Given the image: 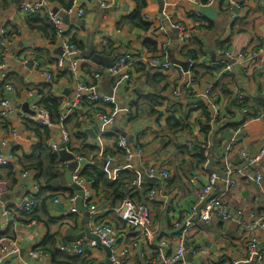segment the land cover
I'll return each mask as SVG.
<instances>
[{"label":"crops","instance_id":"crops-1","mask_svg":"<svg viewBox=\"0 0 264 264\" xmlns=\"http://www.w3.org/2000/svg\"><path fill=\"white\" fill-rule=\"evenodd\" d=\"M27 1L0 0V34L1 32L8 34V37L5 38L7 51L4 56L2 55L3 76L0 77V104L3 100H7L9 103L6 109L0 105V114L7 113L5 118L0 117V144L3 147L1 152L8 154L15 151L13 153L17 157L11 167L0 169V178L6 179L10 187V194L7 196L9 201L6 203L20 201L25 193L30 191L31 185L37 183L34 174L26 170L29 162L25 157L29 158L32 155L39 140L26 126L27 121L34 122V116L27 114L23 109L26 105V109L28 108L32 112L31 107L40 102V91L47 85L34 66V63H37L40 68L47 69L54 74V83L51 86L52 94L61 103L65 98L72 100L74 89L78 83H84L91 87L93 94L95 91L100 96L113 95V100L116 101L115 107L118 106L121 110V113L116 115L113 125L101 130L99 123L92 119L91 108L88 105H82L70 114L62 125V129L69 133V137L67 147L62 146V137H57L58 152L66 148L65 150L74 157L81 158L83 162L76 161L81 173L89 166L101 167L111 181H115L116 175L123 171L132 175L138 173L142 177L143 184L156 192L154 201L149 205L154 225L159 230L155 242L172 235L175 232L174 224L183 223L185 214L189 213L194 207L193 205L197 204L200 187L207 182L210 174L205 167L198 169L191 158L183 157L179 153V145H188L192 141L203 142L200 124L205 125V120L198 110L199 103L195 104L194 102L197 98H193L197 94L195 88L200 87L201 81H203V91L207 86H213L212 103L215 106H221L217 109L221 121L234 124L240 122L242 110L238 111L231 106V100L234 101L236 92L244 95L248 107L247 114L256 115V118L249 119L243 124V127H238L235 130L226 128L217 134L215 140L221 142L219 150L222 149L223 154L228 149L230 142L233 141L229 147L228 159L233 167L232 179L235 182V187L226 192L220 184L213 194L214 197H223L224 203L228 205L227 212L231 219L223 222L214 218L210 226L199 224L190 230L186 241L188 249L186 262L188 264H249L252 259L247 256V247L252 233L247 231L245 224L239 225L236 221L241 219L240 221L248 223L251 214L256 218L264 219V181L260 186H257L241 177V174L248 172V168L240 158V154L245 152L248 155H254L260 145L264 143V70L259 71L260 69H255L254 64L249 63L233 66L231 73L221 74V72L209 70H212L210 65L222 60L221 55L226 51L247 53L258 47L260 36L264 34V0H244V6L236 11L226 9V3L222 0H215L207 11L191 7L186 0H179L175 7L168 8L166 5H171L172 0H146V7L141 16L143 21L150 25L147 31L133 27L125 21L136 10L133 0H74L73 4L83 9L85 16L82 19L68 17L67 21L60 17L67 36L69 39L74 37L78 44L83 45L84 48L80 54L87 51V41L90 39L94 48L92 56L97 55L104 62V65L97 64L92 56L90 59H81L79 54L71 58L80 60L79 69L74 74L59 73L55 70V63L58 60L63 59L65 63H68L70 59L56 53L60 48V43L57 40L52 44L47 34L36 30L35 27L39 25L32 26L28 23L29 16L21 10L22 5ZM198 1L205 4L206 0ZM161 3L165 11L173 13L170 17L171 23L186 29L190 40L188 49L195 51L197 74L196 80L190 84V89L180 83L182 69L179 67L169 71L150 70L149 73L146 67L145 69L136 67L128 71L130 78L128 83L121 82L120 79H111L105 75L95 82L93 76L102 72L105 69V63H109V59L113 56H115V61L125 54L144 56L149 59L159 57V43L163 41L157 30L160 24L157 21L148 22L145 17L158 16L163 10H161ZM101 4L110 6L103 9ZM151 4L156 5L155 13L146 11ZM47 7V11L51 13L54 9L57 11L61 9L48 2ZM177 14H180V18H177ZM59 16L63 15L59 14ZM87 16L92 17L91 22L85 19ZM35 23H39V21ZM161 24L165 28L170 45L168 62L171 63L170 57H173L174 60L186 64L187 59L180 52L182 48L179 46V32L172 28L168 22ZM148 43L156 45L155 52L152 51V47L146 46ZM175 44L177 48L173 52L171 46ZM85 69L91 71L92 75L87 74ZM217 73H220L218 77ZM170 85L172 86L171 91H169ZM6 87L10 89L7 90ZM174 89H179L180 98L174 99ZM174 104L176 107L173 109ZM125 108H127V112L123 111ZM20 112L26 117H21ZM141 116L147 121L146 123L131 133L125 131L123 125L134 123ZM209 116L212 118L211 109ZM170 117L184 121L188 128L178 133L169 129L167 120ZM85 120L90 126H85ZM34 123L36 124V122ZM193 127L196 128L195 134L192 131ZM121 133L130 137L131 151H134L136 147L146 149L153 141L164 140L162 149L171 148L170 155L173 160L182 158L186 167H190L193 171L186 173L184 169L177 170L169 175L167 181L159 185L145 181V170L151 167L150 161L146 155L136 157L135 154H133L132 160L124 159V156L117 152ZM188 137H192V139ZM54 142L53 132L50 128L48 144ZM115 152V155H109ZM213 162V169L223 173L220 171L224 167L222 162H218L217 159ZM68 164L59 161L58 179L53 185V188L58 191V195L49 202L44 214L38 213L41 221L43 218L48 225L38 221L32 225L27 220L22 222L16 218L20 222L10 226L8 238L13 239L18 245L19 264H55L48 253L45 257L37 260L28 256L31 250L38 249L48 235H56L58 251L61 246L72 243H79L84 251L82 256L63 255L62 258H57L58 262L111 264L103 247L88 249L87 245L92 240L82 237L84 226L81 213L77 210L78 214L62 215V212L69 213L71 209L68 202L71 193L77 197L76 191L65 180ZM257 169L264 177V160L257 166ZM9 170H13L15 173L13 180L8 177ZM25 172L31 175L30 179H21L22 173ZM186 180L195 181V184L191 185L195 189V194L190 200L186 199L189 194V186L184 183ZM169 182L171 185L168 186ZM197 185L199 187H196ZM90 189L93 193L91 202L101 212L115 209L112 207V202L106 200L102 193H95L92 187ZM56 199L60 200V204H53ZM137 199L136 196L133 201L137 203ZM142 200L145 202L140 204L147 202L146 197ZM84 204L83 201L85 207L86 204ZM1 208L0 201V214ZM73 208H76L75 204ZM238 213L241 216H238ZM97 219L98 221H108L115 226L120 235H125L119 240L120 247L133 241L137 242L136 246L132 247L130 255L125 258L124 264H148L147 261L152 260L154 252L146 242L141 240L139 231L127 228L111 212L103 213ZM91 223L90 219L89 228ZM258 252L264 257V240L259 241Z\"/></svg>","mask_w":264,"mask_h":264},{"label":"built area","instance_id":"built-area-1","mask_svg":"<svg viewBox=\"0 0 264 264\" xmlns=\"http://www.w3.org/2000/svg\"><path fill=\"white\" fill-rule=\"evenodd\" d=\"M97 1V0H92ZM215 0H207L205 4L200 3L198 0H196V3L203 6V5H209L212 6L214 4ZM165 3V2H164ZM226 5L229 9H241L244 6L243 0H225ZM104 4H101V8L105 9L106 7L103 6ZM166 5V4H165ZM47 2L45 0H28L25 4L22 5V11L27 15H35L40 12H46L50 18V22L53 25L54 29L56 30V36L57 41L60 43V47L63 51V56L70 59V62L65 63L63 59L58 60L55 63V70L59 73H68V74H74L77 69H79V62L80 60L77 59H71L72 57L78 56L81 52L74 46L70 45L68 42L67 32L65 31L64 25L62 24L60 20L59 14H62L66 17H75L78 19H82L85 16V11L81 8H78L73 4L71 7L67 9H63V11L60 9L58 10V13L56 15H53L50 11H47ZM165 10L163 9L161 13L156 17H150L146 16L145 20L148 22H159L160 25H158L157 30L160 33V35L163 38V41L159 43V57L155 59H149L144 56H133L129 54H125L121 57H119L112 65L111 68L104 69L101 74H96L93 76V80L97 82L102 76L109 77L111 79H120L124 83H128L130 81V78L123 79L124 76L129 77L128 71H130L133 68H136L137 66L146 67L152 71H169L176 66L172 63L168 62V56H169V42L167 40V33L165 31L164 26L161 24L165 21V16L163 13ZM172 28L176 29L179 32V46L181 48L189 46L190 40L187 34V31L184 27L175 25L173 23H168ZM163 29V31L161 30ZM5 35L6 32H1L0 34V47L3 49V56L6 53V42H5ZM264 49V34L260 36L259 39V45L256 49L248 51L247 53H231L229 51H226L222 53V62H219V64H223L224 68L221 71V74L224 72L231 73L233 66H242L244 63L254 64L255 69H260L259 71L264 70V52H261V50ZM250 57V58H249ZM244 61L241 63V61ZM164 61V63H163ZM187 65V71L184 72L181 70V78L187 77L183 79V85H185L186 88L190 89V84H193L194 80L192 77V69L194 67V63L191 59H187L186 62ZM35 68L39 71L40 76L44 80L45 84L47 85H53L54 83V74L49 72L47 69H42L39 67L37 63H34ZM218 67V63H213V65H210V68ZM121 69L124 71L121 72ZM3 70V67L0 66V71ZM3 76V75H2ZM1 76V77H2ZM77 85H79V88H77ZM7 90H9V87H6ZM212 89L213 86L209 85L206 87V89L203 91V95H194V99L201 98L204 101H206L209 104V100L212 101ZM174 99H178L181 97V92L179 89H174L173 91ZM234 97L236 102L242 103L244 98V95L242 93L236 92L234 93ZM113 99L107 98V97H100L92 93V88L84 83H78L76 84V87L74 89L72 100L70 101L68 98H65V100L61 103L62 105L67 104L68 107L61 110V107L59 109V125L64 124L67 117L73 113V111L76 108H79L81 103L87 102L91 107L92 110L95 109L97 112H103L101 110H107V109H115V104L112 102ZM1 107L6 109L8 108V101L3 100L1 102ZM72 105H75V107H72ZM211 112H212V118L209 123V126L212 129V123L216 124V121L218 119V111H213L212 107L215 106V104H209ZM31 111L34 113V122L38 126L47 127L50 128V115L49 113L44 110L43 108L39 107L38 105H33L31 107ZM246 110H242L241 114H246ZM21 117H26L24 114L20 112ZM7 116L6 112H3L0 114V117L5 118ZM46 116V119H45ZM116 117V116H115ZM115 117L113 118L112 124L115 121ZM109 125V126H111ZM123 140L124 145L121 146L119 141ZM118 141V148L124 153V157L127 154H131L132 157L135 154L136 157H141L142 155H138L141 152L140 147H136L134 151L130 150V146L127 144L126 140L122 137L119 138ZM207 142L205 143V149L208 150L210 147L207 146ZM68 139H64L62 137V146L67 147ZM233 141L230 142V145L228 146V149H226L225 153L223 154L221 158V162L224 166V172L225 179H221L219 176L210 173L208 176L207 182L200 187V190L197 195V203L189 213L185 214L184 216V222L179 224H174V233L170 236L163 237L159 241L155 242V239L158 238L159 230L155 227L154 221L151 215L150 211V203L154 201L156 192L154 189L149 190V192L146 195V203L140 204L135 203L130 199H125L121 205L118 208L111 209V210H105L101 212L96 205H94L91 200L93 197V193L90 189L91 184L84 180L81 175V169L79 166L74 170L72 173V181L80 186L84 192L83 201L86 204V209L90 214V219L92 220L91 227H90V233L96 238V240H92L88 243L87 247L88 249H96L98 246H101L103 248H107L109 250V262L111 264H124V260L126 257L130 255V251L132 247H135L137 242L133 241L132 243H129L128 245L121 246L119 245V240L121 237L124 238L125 235H120L117 231L115 226L112 224H107L105 226H111L113 232L116 233V236L113 238L112 243H105V241L108 239V237H101L99 234V225L106 221H98L97 217L99 215H102L103 213H114L119 221L124 224L127 228H129L132 231H139L141 240L146 242L148 246L151 248V250L154 252V257L152 260H148V264H188L186 262V256L188 253L187 249V236L188 232L197 225L202 224L204 226H210L214 220V218H218L223 222L230 221L231 217L228 215L227 208L228 205L224 203L223 197H214V193L216 192L218 186L221 184L224 188V191L229 192L235 187V182L232 179L233 176V167L231 162L228 159V153H229V147ZM188 146H191V143H188ZM48 147L58 152L59 147L56 145L53 147V144H48ZM66 149V148H65ZM259 157V159H257ZM240 158L244 162V164L248 168V172H245L241 174V177L244 179L249 180L250 182L254 183L257 186H260L263 181L264 177L262 173L257 169V166L264 160V143L260 145L257 152L254 155H248L245 152H242L240 154ZM17 157L15 153H8L5 154L4 152L0 151V169H5L10 166H12ZM76 161L80 163L82 161L81 158L76 156ZM207 165V164H206ZM205 165V168H206ZM31 175L28 172L22 173L21 179L22 180H28L30 179ZM117 177V175H116ZM145 177L148 179H157L159 183H164L169 179V176L163 177L159 170L157 172L152 173V168L149 167L145 170ZM139 179V183H135V181ZM132 183H131V189L134 192H142L143 189V182L142 177L138 176ZM211 188V191H205V189ZM39 191V186L37 183H34L30 187V191L25 193V195L22 197L20 201L17 202H8V203H2L1 208V219H0V231H5L7 228H9L12 224H15L17 222L16 218H18L21 214H28L31 213L37 206V203L34 201L33 196L37 195ZM91 193V194H89ZM10 194V187L8 182L0 178V199L3 197H7ZM151 194V195H149ZM200 197H203L201 200ZM77 200V197L70 198L68 200L69 204L71 205V209L69 213L62 212L63 216H67L69 214H78V211L76 208H73V205L75 204ZM204 203L203 207L200 209L199 217L196 219V208L198 205ZM54 205L60 204V200L56 199L53 202ZM84 204V205H85ZM205 214H207V219H205ZM238 216H241L240 213H238ZM97 219V220H96ZM241 220V219H240ZM237 220L236 223L239 225H246V229L249 233H252V236H250L249 239V245L247 247V256L249 259H252L253 257H256V264H264V257L258 252V245L260 240H264V219L256 218L255 215L251 214L249 216V222L244 223L243 221ZM108 222V221H107ZM29 224L35 225V221H30ZM16 242L13 241V239L8 237L0 238V257L4 256V253L6 250L14 252L13 255L7 256V258L3 259L2 264H19L18 262V245L16 244V248L12 249L11 245ZM59 251L63 255H70V256H82L83 255V249L80 247L79 243H72L71 245H64L59 248ZM29 258L37 260L41 259L46 256V253H44L40 249H33L28 253Z\"/></svg>","mask_w":264,"mask_h":264},{"label":"trees","instance_id":"trees-1","mask_svg":"<svg viewBox=\"0 0 264 264\" xmlns=\"http://www.w3.org/2000/svg\"><path fill=\"white\" fill-rule=\"evenodd\" d=\"M45 1L48 2L50 5L58 6L61 9H67L71 7L74 2V0H45ZM222 1L225 3L224 0ZM133 2L136 5V10L134 11L132 15H130L127 19H125V21L126 23L131 24L133 27L147 31L150 25L146 23V21H143L142 16H141L142 11L146 7V0H133ZM206 2L207 0L205 1V3ZM226 9H229L227 5H226ZM28 16L30 19L28 23L32 26L39 25L35 27L36 30H39L43 32L44 34H47L49 36L50 42L54 44V42H56L57 40L56 30L51 24L48 14L43 11L35 15H28ZM37 21H39V23H35ZM6 37H8V34L5 35V38ZM68 42L70 45L76 47L80 52L84 48L82 44H78L75 41L74 37L72 39L68 38ZM146 46L152 47L151 48L152 51L155 52L156 45L152 43H148L146 44ZM189 47L190 45L183 47L180 50V52H181V55L185 56L186 59H191L194 62V67L191 73H192L193 80L195 81L196 74H197L195 71L196 54L194 50L188 49ZM2 55H3V49L0 47V66L2 65ZM219 62H222V60H220ZM219 62H216L218 63V67H214L212 68V70H209V71L221 72L224 68V65L219 64ZM137 67H142V66H137ZM142 68L145 69V67H142ZM85 70L87 74L89 75L91 74V71H87V69ZM147 71L148 73L151 72L150 69H147ZM162 81H164V79H162ZM51 86L52 85H46L44 86L42 91H40L41 100L38 103L39 105L38 104L37 105L49 113L51 124H57V123L59 124L58 118H59V109L61 107V102L59 99H56L53 96ZM212 94H213V89H212ZM82 105L83 106L88 105L92 110V107L87 102L81 103L80 107ZM197 106H198V110L201 112L202 118L205 120V125H203L202 122H201L202 124H200L201 134L203 136V142L198 143V142L192 141L190 142L191 146H188V145L180 146L179 145V153L183 157L187 156L191 158V161L195 162V165L198 169H203L209 160L215 161V159H217L218 162H221V158L223 156V152H222L223 150L222 149L219 150V147L221 146V142L215 140L217 137V134L222 132L226 128H231L235 130L238 127H240V125L245 124L249 119L256 118L255 117L256 115H249L247 113L244 115H241V120L237 124L228 123L225 121H222L221 123V119H219L218 117L216 121L217 127L215 128V130H211L209 126V123L211 121V118L209 116V110H210L209 104L206 101L205 102L200 101ZM231 106L238 111L239 110L247 111V108H248L245 100H243L242 103L236 102L235 99L234 101L231 100ZM175 107H176V104H174L172 108L174 109ZM76 110L77 108L73 112H75ZM101 111H104V110H101ZM167 122H168L169 129L175 130L176 133L184 131L188 128V126L185 124L184 121H181V120L178 121L176 117H170L167 120ZM26 123H27L26 126L28 130L32 132V134L35 135L39 140V143L37 147L34 149L32 155L29 158L25 157L26 161L29 162V164L26 167V170L34 174V179L36 180L39 186V191L37 195L33 196L34 201L37 203L36 208L31 213H28V214L24 213V214L19 215L18 219L22 222H25L26 220L28 222L38 221L47 226L48 223L44 222L45 220L43 218L41 221V219L38 216V213L40 212L44 214V210L48 208L49 202L52 201L58 195L57 194L58 191H56L53 188V185L56 183L58 179V171L60 170L58 167L59 156H58V152L51 150L47 145L50 139V128L38 126L34 122H31V121H27ZM209 139H212L213 146H211L208 150H206L205 143ZM12 152H15V151H12ZM117 152L120 155L122 154L124 156V153L120 149H118V147H117ZM115 154L116 152L111 153L109 155L113 156ZM220 171L224 172V167L221 168ZM8 174H9L8 177L13 180L15 176V173L13 172V170H9ZM80 176L91 184L92 190L95 193H99V194L102 193L104 197L106 198V200L108 201L110 200L112 202L113 208H116V207L118 208V206L125 199H130L133 201V198L136 196L138 197V199L136 200L137 203L145 202L144 200H142V198L146 197L149 190L152 189L151 187L148 188V186L143 184L144 190L142 192L136 193L131 189V183L137 178V174L132 175L129 172L123 171L117 175V179L115 181H111L107 178L106 173L99 166L87 167L81 173ZM169 185H171L170 182L168 183V186ZM73 197L74 195L73 193H71L69 199ZM19 220H17V222H20ZM50 222L52 224H55V222H52V221ZM10 229L11 228L9 227L3 232L0 231V238L10 236ZM56 240H57L56 235H48L43 241V243L38 247V249L42 250L44 253L50 254L55 264H65L64 262L57 261V258L60 259L63 257V254L57 250L58 244L56 243Z\"/></svg>","mask_w":264,"mask_h":264},{"label":"clouds","instance_id":"clouds-1","mask_svg":"<svg viewBox=\"0 0 264 264\" xmlns=\"http://www.w3.org/2000/svg\"><path fill=\"white\" fill-rule=\"evenodd\" d=\"M179 2V0H172V4L171 5H166V8L168 7H175V4ZM187 4L190 5L193 8H198L201 11H207L209 5H199L196 3V0H186ZM104 7H108L110 5L105 4L103 5ZM63 11V9H61ZM146 11H150L155 13L156 12V5L155 4H151L149 6L148 9H146ZM163 15L165 16V21L170 23V17L173 15L172 12L170 11H165L163 13ZM177 18H180V14H177ZM85 19H87L89 22H91L92 17L91 16H87L85 17ZM163 31V29H161ZM261 52H264V49L261 50ZM250 58V57H249ZM19 62V61H18ZM244 61L242 60L241 63H243ZM124 70L121 69V72H123ZM220 75V73H217V77ZM129 77L124 76L123 79H128ZM187 77H184L181 79L180 83H183V79H185ZM122 82V81H121ZM135 86V85H133ZM178 84L176 85V87L178 88ZM77 88H79V85H77ZM203 81H201V86L195 88V92L198 95H203ZM172 86H169V91H171ZM213 99H215V97H213ZM114 104L116 103L115 100L112 101ZM209 104H212V101L209 100ZM68 107L67 104L62 105L61 106V110H63L64 108ZM72 107H75V105H72ZM221 107V106H213L212 110L215 112L217 111V109ZM91 111V115H92V119L94 122L99 123L101 130H104L107 126L112 124L113 118L117 115L121 113V110L119 109V107L117 106L115 109H107L104 110L103 112H97L95 109L90 110ZM124 112H127V108H125L123 110ZM46 119V116H45ZM195 119V118H193ZM147 121H145L143 119V117L141 116L140 119L136 120L134 123H129L127 125H123L125 128V131L131 133L133 131H135L139 126H141L142 124L146 123ZM222 123V121H221ZM85 126H90L88 121L85 120L84 121ZM49 127L52 129L53 132V141H55L53 143V147L56 146V142H58L57 137H63L64 139H68L69 137V133L67 131H64L61 127V125L57 124H50ZM217 127V125L215 123H212V129L215 130V128ZM240 127H243V125H240ZM193 133H196V128L193 127L192 129ZM211 135V134H210ZM189 139H192V137H188ZM120 145L123 146L124 145V141L121 140L119 141ZM164 143V140H159L158 142L153 141L146 149H142L141 152L138 155H146L147 158L150 161L151 164V168H152V173L157 172V170H159L160 174L163 177H167L170 174H172L173 172L180 170V169H184L185 172H191L193 171L190 167H186L183 159H175L173 160L172 156L170 155L171 153V148L168 149H162V145ZM225 143H227V141H225ZM207 146L211 147L213 146V141L212 139H209L207 142ZM124 159L126 160H132L133 157L132 155L129 153L127 154ZM257 159H259V157H257ZM169 161H171V164H169ZM83 162V161H82ZM198 175V172H197ZM139 176V174L137 173V177ZM135 183H139V179L137 178V180L135 181ZM186 185L189 186V194L187 195L186 199H192L193 195L195 194V189L191 187L192 184H195L194 180H186L184 182ZM196 187H199L198 185ZM205 191H211V188H207L205 189ZM91 194V193H89ZM151 195V194H149ZM200 199L202 200L203 197H200ZM197 203H199V201H197ZM195 206V205H193ZM207 214H205V219H207ZM109 224V222H104L101 225H99V234L100 236L103 237H108V239L105 241V243H112L113 242V238L116 236V233L113 232L112 227L109 226H105ZM12 249L16 248V244L13 243L11 245ZM14 252L12 251H8L6 250L4 253V256L0 257V264H2L3 259L7 258V256L13 255Z\"/></svg>","mask_w":264,"mask_h":264},{"label":"water","instance_id":"water-1","mask_svg":"<svg viewBox=\"0 0 264 264\" xmlns=\"http://www.w3.org/2000/svg\"><path fill=\"white\" fill-rule=\"evenodd\" d=\"M92 1V0H90ZM163 9V4L161 3V10ZM233 11H236V8H233ZM58 13L57 9H54L53 11V15H56ZM161 13V12H160ZM61 19H64L67 21L68 17L66 16H60ZM177 48V45H172L171 46V49L172 51L174 52ZM93 51H94V48L92 46V43H91V40L89 39L87 41V51L85 53H82L80 54V58L81 59H90L92 54H93ZM56 53L59 55V56H63V51L61 49V47L56 51ZM93 60L95 61V63L97 64H102L104 65V62L102 61V59L97 56V55H94L92 56ZM115 61V56H113L112 58L109 59V63H105V69H108V68H111L113 63ZM170 61L173 65H175L176 67H179L181 68L184 72L187 71V63L186 64H183V63H180L176 60H174V58L170 57ZM164 63V61H163ZM3 71V70H2ZM2 71H0V77L2 76ZM94 94L97 95V96H100L99 94H97V92L94 91ZM100 97H107V98H110V99H113V95L111 94H107V95H101ZM202 99L201 98H197L196 100H194L195 104L196 103H199ZM26 105L25 107L23 108L24 111L31 115V116H34V113L30 112L28 110V108L26 109ZM122 138H124L127 142V144L130 146L131 145V139L128 135H126L125 133H121L120 134ZM3 150V147L2 145L0 144V151ZM58 156H59V161L62 162V163H69L66 167V171H65V180H66V183L72 187V189H74L77 193V200L75 202V207L77 208V210L81 213L82 217H83V220H82V225L84 226V233L82 235V237H87V238H90L91 240H96V238L90 233V228H89V220H90V214L89 212L87 211V209L83 206V197H84V192L82 190V188L78 185H76L73 181H72V173L74 172V170L76 169L77 167V163H76V157H74V155L70 154L68 151H66L65 149L61 150L58 152ZM213 165H214V162L212 160H209L207 165H206V171L209 172V173H212V174H215L217 176H219L221 179H225V175L223 173H220L218 171H215L213 169ZM144 180L147 181V182H150L151 184H156V185H159V181L157 179H148V178H145L144 176ZM1 203H4V202H7L9 201V198L8 197H3L0 199ZM204 203L200 204L197 206L196 208V219H198L199 217V213H200V209L203 207ZM107 252V256L109 257V250L107 248H104ZM249 264H256V257H253L252 258V261L249 263Z\"/></svg>","mask_w":264,"mask_h":264}]
</instances>
